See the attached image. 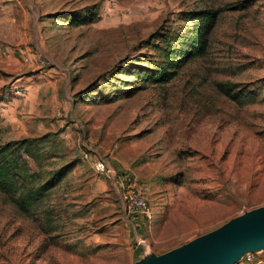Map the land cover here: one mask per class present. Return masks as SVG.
<instances>
[{
	"label": "rangeland",
	"instance_id": "rangeland-1",
	"mask_svg": "<svg viewBox=\"0 0 264 264\" xmlns=\"http://www.w3.org/2000/svg\"><path fill=\"white\" fill-rule=\"evenodd\" d=\"M20 87L0 148L34 194L0 189V264H135V235L162 255L264 207V0H0V102ZM97 159L147 199L144 233Z\"/></svg>",
	"mask_w": 264,
	"mask_h": 264
},
{
	"label": "water",
	"instance_id": "water-1",
	"mask_svg": "<svg viewBox=\"0 0 264 264\" xmlns=\"http://www.w3.org/2000/svg\"><path fill=\"white\" fill-rule=\"evenodd\" d=\"M264 252V207L231 219L218 229L165 254L147 251L135 264H238Z\"/></svg>",
	"mask_w": 264,
	"mask_h": 264
},
{
	"label": "trees",
	"instance_id": "trees-1",
	"mask_svg": "<svg viewBox=\"0 0 264 264\" xmlns=\"http://www.w3.org/2000/svg\"><path fill=\"white\" fill-rule=\"evenodd\" d=\"M213 20L214 16L212 13L202 17V23L196 26L194 35L187 40L188 49L183 53L185 57L196 58L201 57L205 53L207 31L211 27ZM171 78L172 75L170 73L163 71L158 77H152V80L154 83L168 82ZM10 146L8 144L0 148V189L11 194L12 191L15 193L21 191L22 186H25L27 177H25L17 158L8 154ZM21 194L23 198L22 206L26 209L29 205L28 201L31 200L34 192L22 193L21 191Z\"/></svg>",
	"mask_w": 264,
	"mask_h": 264
},
{
	"label": "built area",
	"instance_id": "built-area-1",
	"mask_svg": "<svg viewBox=\"0 0 264 264\" xmlns=\"http://www.w3.org/2000/svg\"><path fill=\"white\" fill-rule=\"evenodd\" d=\"M27 89L24 87L17 88L6 101L0 102V115L8 112L15 103L16 99L25 97ZM88 155H85L87 158ZM94 168L100 175H104L109 179H116L121 189V200L124 204L125 214L129 217L144 216L148 220L153 218V210L147 199L138 192L135 184L128 177H117L114 170L103 160L94 161ZM238 264H264V252L259 254H247Z\"/></svg>",
	"mask_w": 264,
	"mask_h": 264
},
{
	"label": "crops",
	"instance_id": "crops-1",
	"mask_svg": "<svg viewBox=\"0 0 264 264\" xmlns=\"http://www.w3.org/2000/svg\"><path fill=\"white\" fill-rule=\"evenodd\" d=\"M29 79H32V77H30ZM35 88V92H34V97L31 99V104L32 105H40V98H39V93L41 92V90H44L43 89V86L42 85H39L37 87H34ZM44 91H42L43 93ZM58 90L57 88L54 87V95L58 96ZM41 97V96H40ZM43 98V96H42ZM57 107L59 108V106L57 105ZM58 112L61 113L60 109H58ZM132 222H133V225L134 227H139L140 228V231L142 233H144V228H145V220L147 219L146 217L144 216H133V218H131ZM147 221V220H146ZM149 222V221H147ZM135 239H136V243H137V246H136V252H139L142 254V256L147 252V248H146V242H142L141 240L139 241V239L137 238V236L135 235ZM146 245V246H145ZM140 254V255H141Z\"/></svg>",
	"mask_w": 264,
	"mask_h": 264
}]
</instances>
